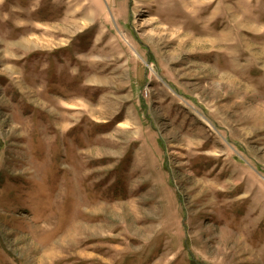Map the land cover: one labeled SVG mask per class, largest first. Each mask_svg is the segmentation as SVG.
<instances>
[{
	"label": "rangeland",
	"instance_id": "374dc122",
	"mask_svg": "<svg viewBox=\"0 0 264 264\" xmlns=\"http://www.w3.org/2000/svg\"><path fill=\"white\" fill-rule=\"evenodd\" d=\"M0 264H264V0H0Z\"/></svg>",
	"mask_w": 264,
	"mask_h": 264
},
{
	"label": "bare ground",
	"instance_id": "6f19581e",
	"mask_svg": "<svg viewBox=\"0 0 264 264\" xmlns=\"http://www.w3.org/2000/svg\"><path fill=\"white\" fill-rule=\"evenodd\" d=\"M85 20V19H84Z\"/></svg>",
	"mask_w": 264,
	"mask_h": 264
}]
</instances>
